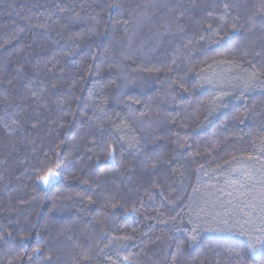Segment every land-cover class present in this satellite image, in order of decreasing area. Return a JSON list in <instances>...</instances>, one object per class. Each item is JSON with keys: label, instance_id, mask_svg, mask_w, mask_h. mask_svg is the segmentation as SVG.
<instances>
[{"label": "trees", "instance_id": "obj_1", "mask_svg": "<svg viewBox=\"0 0 264 264\" xmlns=\"http://www.w3.org/2000/svg\"><path fill=\"white\" fill-rule=\"evenodd\" d=\"M263 153L264 0H0V264H264Z\"/></svg>", "mask_w": 264, "mask_h": 264}, {"label": "rangeland", "instance_id": "obj_2", "mask_svg": "<svg viewBox=\"0 0 264 264\" xmlns=\"http://www.w3.org/2000/svg\"><path fill=\"white\" fill-rule=\"evenodd\" d=\"M224 76L221 78L222 88H225L226 83V80L223 81ZM52 180L53 177H50L44 183H51ZM218 191L217 222L229 223L236 232L245 236L248 243L260 236L257 229L264 227V220L261 219L264 217V211H261L264 199V153L224 172L219 178ZM215 208L211 210L213 216Z\"/></svg>", "mask_w": 264, "mask_h": 264}, {"label": "snow or ice", "instance_id": "obj_3", "mask_svg": "<svg viewBox=\"0 0 264 264\" xmlns=\"http://www.w3.org/2000/svg\"><path fill=\"white\" fill-rule=\"evenodd\" d=\"M109 156H111V153H109ZM249 159H253V157H249ZM56 173H53V172H49L48 176H55ZM48 176H43L41 177L42 180H44L45 183L48 182ZM261 211H264V199H262V208H261ZM262 220H264V217H261ZM257 231L260 232V236L256 237L257 240H262L264 239V227L260 228V229H257ZM252 249L255 250V245L252 244L251 245Z\"/></svg>", "mask_w": 264, "mask_h": 264}]
</instances>
